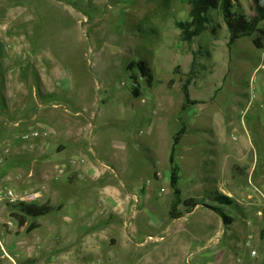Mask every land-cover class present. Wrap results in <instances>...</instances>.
<instances>
[{"label": "rangeland", "instance_id": "1", "mask_svg": "<svg viewBox=\"0 0 264 264\" xmlns=\"http://www.w3.org/2000/svg\"><path fill=\"white\" fill-rule=\"evenodd\" d=\"M235 3L252 15V0ZM189 4L0 0V189L60 207L21 227L16 205H4L0 232L15 262L0 264H263L264 210L222 205L214 196H228L212 189L249 169L246 188L255 159L256 173L264 171V52L253 38L229 47L220 11L201 36L183 42L177 24L188 19ZM140 60L154 72L153 87L129 69ZM185 85L201 101L187 111ZM87 93L96 109L90 118L77 103ZM62 123L84 140L77 160L53 156L52 130ZM184 124L175 151L180 187L205 206L172 219L170 155ZM254 181L251 188L256 174Z\"/></svg>", "mask_w": 264, "mask_h": 264}, {"label": "trees", "instance_id": "2", "mask_svg": "<svg viewBox=\"0 0 264 264\" xmlns=\"http://www.w3.org/2000/svg\"><path fill=\"white\" fill-rule=\"evenodd\" d=\"M252 2V15L248 16L241 10L240 4L235 3V0H190L188 19L177 24L178 28L181 30V38L183 42L191 44L197 37L201 36L206 29V25L211 23L210 13L213 11H220L230 34V42L228 43L229 47L245 37L253 38V45L257 49L264 51V25H262L264 23V0H252ZM129 69L133 72L136 70L140 75L139 77L145 80L146 85L148 87H153L155 75L147 61H133L129 64ZM131 79L137 83V86L132 90L133 97L139 98L143 95L141 86L138 84V79L135 76H132ZM184 94L185 102L182 107L183 111H187L191 107L201 104L200 100H192L190 98L191 95L188 85H185L184 87ZM184 133H186L185 124L174 137L173 150L170 155V181L171 189L174 194V201L172 202L169 215L172 219H181L192 214L197 207L201 205L205 206L204 201L198 198H184L183 191L180 187L181 167L177 164L175 151L179 146ZM213 199L217 202H221L222 205L229 206L238 204L234 199L225 197L221 194ZM15 205L18 209L16 218L21 227L26 224L28 218L40 219L54 211L60 210V207H55L50 203L42 205H39L38 203H17ZM181 205H184L185 207L183 210L178 209ZM208 207L218 211L227 223L232 224L234 222V220L227 216L222 209L214 208L211 204H209Z\"/></svg>", "mask_w": 264, "mask_h": 264}, {"label": "crops", "instance_id": "3", "mask_svg": "<svg viewBox=\"0 0 264 264\" xmlns=\"http://www.w3.org/2000/svg\"><path fill=\"white\" fill-rule=\"evenodd\" d=\"M34 50V49H32ZM264 52V51H263ZM61 75V74H60ZM58 75V81L59 83L62 85L64 84L62 82L61 76ZM64 80V78H63ZM77 84V83H76ZM79 85V88H84L85 87V83L82 80V82ZM62 88L64 90H66V87L63 85ZM71 91V89H68V92ZM84 94H82L79 98H78V102L80 107L86 111V114L88 113V118L89 115H93L94 112L92 110H96L94 109L95 106H93L91 104V102H88L89 100V96L88 93L84 98ZM85 99V100H84ZM81 113H76L77 117L80 116ZM59 130L55 129L52 130L54 131L57 135H58V139H59V143L57 145H55V147L52 149L53 152V156L57 157L58 159L60 157H58L60 154H65L64 156L67 157H71V158H75L76 160L79 159V156L76 154L79 151H83L86 152V148H85V144H84V140L83 139H76L75 137L72 136V132L70 130H72V128L67 125V124H60V126H58ZM61 128L63 130H61ZM61 130V131H60ZM45 143V142H44ZM41 154H43L44 152H47L46 146L43 144L40 148H39ZM90 152V151H89ZM81 154V153H80ZM45 155V154H43ZM262 157L264 158V154L262 155ZM73 163H75V160H72ZM259 165H260V160L256 159L253 162V169H250V172L248 174V186L245 188L244 185V181H243V177L246 176L247 172L249 171V169H247V171H245L244 174L241 175H233L232 174V180H228V181H218L221 184L219 185V187H215V189H212L213 191H216L217 195H219V192H222L224 195L235 199V201L238 204H241L242 208H244V210H259V211H263L264 210V171L259 172V174H257L256 172L259 169ZM223 168V167H222ZM221 168V169H222ZM220 171V169H218V172ZM252 174V175H251ZM255 174L257 175V185H254L253 188H251V176H252V181H254L255 178ZM236 177H238L239 179H237ZM257 193L258 195L261 196L262 200H263V204L259 203V200L255 199V195L254 193ZM216 197V195L214 196ZM244 203V204H243ZM261 254V250L257 249V255L254 257H259ZM253 256V255H252ZM15 261V260H14ZM264 264V260L262 262Z\"/></svg>", "mask_w": 264, "mask_h": 264}, {"label": "built area", "instance_id": "4", "mask_svg": "<svg viewBox=\"0 0 264 264\" xmlns=\"http://www.w3.org/2000/svg\"><path fill=\"white\" fill-rule=\"evenodd\" d=\"M49 134V131L42 130L41 133L36 131L32 135L35 137H40V136H47ZM26 137L25 139H27ZM36 194L33 193H25V194H20L14 189L11 188H5L3 190L0 189V210L4 208V205H15L17 203H32L36 200ZM8 228L11 230L14 226L13 222H7ZM5 232H0V259H9L12 262H15L13 257L7 252L4 246L3 239L5 237ZM251 254L253 256L257 255L256 250H252Z\"/></svg>", "mask_w": 264, "mask_h": 264}]
</instances>
